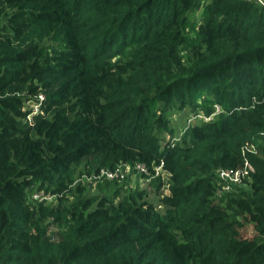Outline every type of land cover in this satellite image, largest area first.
Segmentation results:
<instances>
[{
    "label": "trees",
    "instance_id": "16d2710c",
    "mask_svg": "<svg viewBox=\"0 0 264 264\" xmlns=\"http://www.w3.org/2000/svg\"><path fill=\"white\" fill-rule=\"evenodd\" d=\"M0 264H264V0H0Z\"/></svg>",
    "mask_w": 264,
    "mask_h": 264
},
{
    "label": "built area",
    "instance_id": "2783aa9c",
    "mask_svg": "<svg viewBox=\"0 0 264 264\" xmlns=\"http://www.w3.org/2000/svg\"><path fill=\"white\" fill-rule=\"evenodd\" d=\"M40 98H42L40 96ZM34 109L37 110V105H33ZM214 112L210 115H205L203 113H196V114H189L187 115L188 121H186V126L193 123L194 121L200 119L203 121L210 120L215 114L220 112L221 108L220 105L215 104ZM185 126V127H186ZM181 133V132H180ZM176 137L171 139L170 135H167L165 137V141L173 142ZM247 150H252L253 147H246ZM252 170V166L249 164L248 161H245L244 165L237 169H226V168H219L217 170L218 177L221 179V190L222 191H228L231 189L233 185L240 184L243 182V180L249 175V172ZM128 171H131V173L137 174L140 177H145L146 180H150L152 177L150 175V172L148 170V167L142 163H136L134 165L131 164H123L119 165L114 169L109 168H101L98 170V172L92 174L91 176H87L85 180L90 181L93 183V181H96L98 179H109V180H117L119 182L123 181V178L125 176V173ZM155 176L160 175L162 178H167L169 173L163 170V164L160 163L159 165L154 167V174ZM33 199H43V198H50L47 195H43L40 192H33L32 193ZM161 205H159L160 208Z\"/></svg>",
    "mask_w": 264,
    "mask_h": 264
},
{
    "label": "rangeland",
    "instance_id": "374dc122",
    "mask_svg": "<svg viewBox=\"0 0 264 264\" xmlns=\"http://www.w3.org/2000/svg\"><path fill=\"white\" fill-rule=\"evenodd\" d=\"M171 121H172V126L175 129V132L177 131V133H175V137L178 138L180 132L182 131V129L184 128L185 122L188 121L187 117H186V112L182 113V112H174L171 113ZM165 137L168 134H164ZM84 183L87 184V189H89V192H91L92 194L95 193H101L104 194L106 193L107 197H110L113 200H118V198L120 197L118 196H114L113 195V189L116 188L115 186L113 188H111L112 190L107 191V192H101L98 191L94 184L90 181H87L84 179ZM119 186L122 187V189L120 188V191L122 192V190H125L127 188L130 189H134V188H139V189H146L148 191V199L150 201H152L157 207H159V203H161L159 201L160 195L161 193H167L166 189L160 190V191H156V189L151 185V181L150 180H146L145 177H140L137 174L131 173V171H128L127 173H125V176L123 178V181L119 183ZM162 196V194H161ZM163 207V206H162ZM163 209V208H161ZM253 234V229L251 227L250 224H248L245 228L242 229V235L243 236H247L250 237Z\"/></svg>",
    "mask_w": 264,
    "mask_h": 264
},
{
    "label": "crops",
    "instance_id": "0c3cea01",
    "mask_svg": "<svg viewBox=\"0 0 264 264\" xmlns=\"http://www.w3.org/2000/svg\"><path fill=\"white\" fill-rule=\"evenodd\" d=\"M186 126V123H185V125H184V127ZM184 129V128H183Z\"/></svg>",
    "mask_w": 264,
    "mask_h": 264
}]
</instances>
